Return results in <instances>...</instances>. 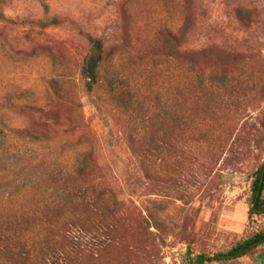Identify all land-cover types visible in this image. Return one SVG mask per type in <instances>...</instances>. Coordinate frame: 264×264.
Masks as SVG:
<instances>
[{
	"label": "rangeland",
	"instance_id": "obj_1",
	"mask_svg": "<svg viewBox=\"0 0 264 264\" xmlns=\"http://www.w3.org/2000/svg\"><path fill=\"white\" fill-rule=\"evenodd\" d=\"M45 2L47 11L38 0H1L0 231L18 222L31 246L51 236L43 212L69 211L48 195L78 184L82 165L94 192L110 191L117 217L113 241L86 255L89 264H195L200 254L221 259L203 264L264 263V242L218 257L264 230V214L250 213L264 160V0ZM51 16L77 26L36 22ZM77 27L103 41L93 73ZM124 87L133 101L177 103L161 154L159 133L136 129L137 113L120 106Z\"/></svg>",
	"mask_w": 264,
	"mask_h": 264
},
{
	"label": "trees",
	"instance_id": "obj_2",
	"mask_svg": "<svg viewBox=\"0 0 264 264\" xmlns=\"http://www.w3.org/2000/svg\"><path fill=\"white\" fill-rule=\"evenodd\" d=\"M44 7L45 11L48 5L45 0H38ZM0 21H9L1 9L0 0ZM37 24L41 27L71 25L76 27V23L68 18H61L59 16H51L46 20H37ZM78 28V27H77ZM81 35H83L90 45L91 54L87 57L84 70L92 71V73L100 67L104 61L103 57V41L101 38L95 37L89 32L83 31L78 28ZM112 83H110L111 85ZM86 90L91 96V101L96 110L99 112L103 124L108 128L107 145L111 147L113 132L110 127V122L104 115L102 108L93 97L94 82H86ZM121 107L127 111L136 112L139 120L134 122V126L139 130H152L159 133V143L157 140L154 142L156 152L160 154L166 149L165 145L166 133L163 129L165 120L169 116L175 117L177 103H170L163 101L160 98L145 99L147 101H133L130 89L124 87L122 92ZM146 105H144V104ZM122 110L121 108H119ZM123 113L127 114L124 110ZM146 132V131H145ZM133 132L130 131L127 139L131 142L132 147L134 144ZM145 143V142H144ZM140 155L141 162L146 163L150 160V152L146 147H141ZM133 153L139 155L138 151L134 148ZM85 167L78 165L75 168L80 182L67 190L59 191L61 194L52 192L48 195L50 198L49 203L58 204L57 209L65 204L68 207L69 214L63 216L45 215L44 217L51 222L57 223V227L49 222L48 227H54V232L51 236H45L41 239L39 244L29 245L27 237L23 235V231H15L16 226L10 223L6 226L3 232L0 231V264H89L90 258L86 259V255L99 256L103 247L108 242L113 241L114 227L117 224V217L113 215V209H110L109 204L106 202L105 195H109L110 191L106 188L94 192L92 181H89L88 175L84 176ZM145 171V168L142 169ZM83 182V183H82ZM264 160L255 172V178L251 187L250 195V213L252 215L264 214ZM47 205H45L46 207ZM44 207V205H43ZM42 207V208H43ZM54 211V210H53ZM55 221V222H54ZM29 229H26V232ZM264 242V230L257 232L255 235L239 242L230 250L223 254H218L219 258H234L244 255L251 248L258 243ZM214 260H221L215 258H207L205 254L197 255L194 259L195 264H203L205 261L211 262ZM264 264V263H260Z\"/></svg>",
	"mask_w": 264,
	"mask_h": 264
}]
</instances>
